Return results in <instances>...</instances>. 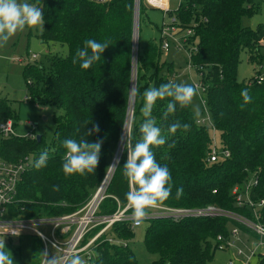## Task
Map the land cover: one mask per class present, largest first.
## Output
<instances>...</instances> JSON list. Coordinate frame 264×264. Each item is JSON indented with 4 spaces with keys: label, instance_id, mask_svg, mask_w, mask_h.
I'll return each mask as SVG.
<instances>
[{
    "label": "trees",
    "instance_id": "1",
    "mask_svg": "<svg viewBox=\"0 0 264 264\" xmlns=\"http://www.w3.org/2000/svg\"><path fill=\"white\" fill-rule=\"evenodd\" d=\"M29 2L41 7L44 15V31L39 39L44 45L65 47L67 52L62 57L47 49L48 72H44L42 64L36 63L27 64L22 70L29 101L62 111L52 118L55 130L51 142L46 144L42 136L40 142L25 137L0 140L3 159L16 163L25 156L33 157L31 168L17 187L16 205L10 208L11 216L23 219L71 214L84 206L100 188L127 121L134 61V0H113L105 6L86 0ZM257 12L256 0H190L178 12L184 24L191 19H206L195 32L198 51L192 62L195 68L212 66L209 75L212 87L207 94V105L212 125L219 134L220 146L230 153V157L207 164L211 144L208 129L196 125L191 107L182 109L177 105L176 111L165 119L164 112L170 98L158 100L152 116L166 137V143L153 147L152 151L159 164L167 165L173 182L171 196L162 206H215L250 218L244 208L235 207L231 196L232 188L241 184L248 174L257 179L250 192L251 199L264 202V80L260 84L237 81L243 53L247 55L248 63L256 67L254 74L260 75L263 61L260 42L264 26L260 24L255 29L242 26L244 18H252ZM89 38L98 42L107 40L110 45L99 61L83 70L79 63L73 64L72 61L77 49L82 48ZM161 55L156 40L138 48L135 55V88L139 92L134 99L130 127L132 146L141 138L143 91L170 82L174 72L171 63L166 65L165 72L161 71ZM243 89L249 90L251 102L241 109L244 101L240 93ZM8 120L14 128L18 115L11 110L9 101L2 98L0 123ZM176 121L190 124V130L178 129L175 134H170L168 128ZM96 124L99 132L87 137L90 142L103 140L96 173L65 177L62 170L66 151L63 141L69 138L79 140L86 129H92ZM44 151L49 153L47 166L37 170L35 161ZM126 160L124 146L119 164L104 188L99 216H110L127 204L125 194L129 187L123 176ZM54 186H58L59 191H55ZM178 188L183 189L179 199L176 198ZM143 223H147L144 248L159 258L154 264H207L216 252V238L228 236L230 225L229 220L219 216L184 219L178 223L160 218ZM261 223L264 225V206ZM130 226V222L114 224L107 236L116 242L98 241L91 264H137L126 244L134 236ZM99 229H94L87 238ZM36 239L32 264H41L43 247ZM256 264H264V256Z\"/></svg>",
    "mask_w": 264,
    "mask_h": 264
},
{
    "label": "built area",
    "instance_id": "2",
    "mask_svg": "<svg viewBox=\"0 0 264 264\" xmlns=\"http://www.w3.org/2000/svg\"><path fill=\"white\" fill-rule=\"evenodd\" d=\"M89 3L98 6H105L110 4L113 0H86ZM190 0H177L174 10L171 9V0H134V7L137 6L138 22L136 24V37L134 38V29L132 36L133 49L138 46V32H139V15L140 8H146L150 10H157L161 12V21L158 25V43L159 50L163 56H169L170 51L177 55H182L186 59V70H190L196 73V79H191L187 84H192L198 87L199 95L197 96L198 103L202 112L208 113L209 108L207 105V94L211 86V78L209 77L212 71L211 65L194 67L192 58L198 51V38L196 37V29L201 22H206V19L202 21H195L191 19L188 23L184 24L178 17V12L181 7L186 5ZM134 28V21H133ZM261 46L264 48V35L261 40ZM31 60L37 61L38 56L31 54ZM173 64V61L171 62ZM166 73H164L165 75ZM176 77L173 72L169 78L170 82L177 83L174 80ZM263 79L260 75H256L252 83L260 84ZM30 83V82H29ZM27 101V98L25 97ZM203 100V103L201 102ZM29 101V98H28ZM211 120V116H210ZM207 117L203 119H195L196 125L200 127H206ZM213 131L215 130L212 121H210ZM15 137L12 122L10 120L0 123V139H8ZM25 138L31 140L35 139V136L29 133ZM230 157V153L220 146V143L216 145L211 140L210 151L208 152L206 162L207 164H213L221 162ZM32 166L29 156H25L18 162L13 163L3 159L0 156V238H19L25 233L31 234L38 238L42 243V253L47 251L49 258L50 252H54L56 255H62L64 250L69 246L74 249L80 250L81 255L91 264L94 259V249L98 241H107L109 243L116 242L107 234L112 226L116 223L130 222L131 229L141 227L133 223L132 214L130 211H125L126 206L123 209L118 210L110 216H99L98 208L102 200L104 199V188L95 192L94 196L81 208L75 212L59 216V217H38L32 219H23L21 217H14L10 215V208L16 205L17 202V187L22 180L23 175ZM249 180L248 186L242 191V183ZM241 184L235 185L231 190V196L234 200L236 208H244L249 212L250 218L240 216L238 214L222 210L215 206H208L205 208H171L160 205L157 208L151 209L148 216L144 221L150 219H169L174 223H178L184 219H198V218H213L224 217L229 220L230 225L228 228V236H218L216 238V250L219 251H231L235 252L236 257L243 258L242 264H252V260H257L264 256V225L261 223V212L264 206L263 201H253L250 197L251 189L257 184V179L252 174H248L246 179ZM233 220L238 225L242 226L246 230H249L250 234H246L245 238L241 235L240 228L233 225ZM100 227V229L93 234L90 238H87L90 232ZM11 230H19V236H13ZM47 232V233H46ZM39 233V235H38ZM106 236V238H104ZM104 238V239H103ZM124 244V243H123ZM49 247L51 251H49ZM89 253L92 255L89 257ZM45 264V258L42 255V263ZM226 264H233L229 261Z\"/></svg>",
    "mask_w": 264,
    "mask_h": 264
},
{
    "label": "clouds",
    "instance_id": "3",
    "mask_svg": "<svg viewBox=\"0 0 264 264\" xmlns=\"http://www.w3.org/2000/svg\"><path fill=\"white\" fill-rule=\"evenodd\" d=\"M44 15L42 8L29 0H0V48L7 45L10 39L19 32L27 30L44 31ZM110 42L105 40L98 42L95 39H86L82 48H78L73 57V64L79 63L83 70H88L102 57V53L109 47ZM139 89L132 88L131 96L135 97ZM199 95L197 86L187 83H163L159 87L150 86L143 91V106L141 113L143 121L139 131L141 138L134 146L130 143L131 124L123 125L121 142L127 149V160L123 165V176L127 180L129 190L126 192L125 211H131L133 223L137 226L143 223L151 209L159 207L166 202L172 192V176L167 165L157 162L152 151L153 147L165 145L166 137L162 134L160 127L156 126V120L152 116L153 109L158 100L170 98L166 105L164 118L176 111L177 105L180 108L192 107L196 116L200 115V105H194V99ZM244 103L240 105L243 109L251 102V95L248 89L240 93ZM203 103V100L201 101ZM222 115V114H221ZM191 125L181 124L180 121L172 123L168 132L175 134L178 129L187 132ZM99 125L92 129H86L84 136L79 140L69 138L63 141L66 149L62 170L65 177L75 174L87 176L95 174L99 164L103 140L90 142L87 137L99 132ZM171 147V145H169ZM49 153L42 152L35 161L34 167L39 170L47 166ZM119 160L106 169V174L117 168ZM59 191L58 186H54ZM183 194V189L176 190V198ZM13 236H19V230H11ZM39 235V233H38ZM45 258V264H88V261L81 255V251L69 246L62 255H53L49 258L48 252L41 253ZM89 257L92 255L88 254ZM98 255V254H97ZM0 264H14V259L9 250L6 249L4 239L0 241Z\"/></svg>",
    "mask_w": 264,
    "mask_h": 264
},
{
    "label": "rangeland",
    "instance_id": "4",
    "mask_svg": "<svg viewBox=\"0 0 264 264\" xmlns=\"http://www.w3.org/2000/svg\"><path fill=\"white\" fill-rule=\"evenodd\" d=\"M176 3L177 0H171L170 7L172 10L175 9ZM256 6L258 7L257 14L252 18H244L242 20L243 27L255 29L260 24L264 26V0H256ZM161 17L160 11L150 10L143 7L140 8L138 32L139 47L137 46V49L146 46L148 43L153 42L158 38V25L161 21ZM155 26H157V28ZM40 34V31L26 29L24 32H19L14 35L5 47L0 48V99H7L11 110L18 115V120L14 122L13 128L15 137L23 138L31 133L34 136H42L45 143L49 144L53 138L55 130L52 118L54 115H59L62 111L57 110L54 107L40 106L28 101L29 96L27 94L26 82L22 78V70L25 65L36 63L42 64L44 72H48L49 65L45 60V56L49 52H47V49H49L51 53L53 52L55 55L62 57L66 55L67 51L65 47H60L59 45H54L53 47L50 44L41 45V40L39 39ZM30 53L36 54L38 56V60L33 62L31 60ZM260 55L263 56L260 77L264 80V48L262 47ZM134 60L136 61L135 56ZM172 61L173 70L176 75L174 80L177 83H188V76H190L192 80L196 79V73L194 71L190 70L188 72L186 70L185 57L177 55L172 51H170L169 56L161 55L160 66L163 67L161 68V71L163 70V72H165V70H167L166 65L168 63L170 64ZM256 70V67L248 63L247 55L243 53L241 56V63L238 68L237 81L243 84H251L256 76L254 74ZM25 97L27 98V101L25 100ZM193 104L199 105L197 97L194 99ZM191 112L195 119H203L207 117L205 124L208 128L210 139L218 145L219 134H217L215 130L213 131L211 127L210 115L202 112L201 107L199 116L195 115L192 107ZM120 148L121 151H123L122 149L124 148V144L119 140L113 154L111 164L113 163ZM29 159L30 162L33 163V157L29 156ZM248 183L249 180L242 183V191L246 189ZM231 222L240 228L243 238H245L244 233L250 234L249 230H246L233 220H231ZM146 227L147 223H142L141 227L133 229L134 236L126 242L130 250L133 252L137 264H154V262H157L159 259L157 255L147 253L144 248L143 236ZM3 239L6 249L9 250L13 256L14 264L33 263V244H35L37 240L35 236L25 233L19 238L8 239L1 237L0 241ZM49 251H51L50 247ZM51 255L53 254L51 253ZM229 261H232L233 264H242L243 258L236 257L233 250H216L213 258L207 262V264H226ZM255 261L256 260L253 259L252 264H254Z\"/></svg>",
    "mask_w": 264,
    "mask_h": 264
},
{
    "label": "water",
    "instance_id": "5",
    "mask_svg": "<svg viewBox=\"0 0 264 264\" xmlns=\"http://www.w3.org/2000/svg\"><path fill=\"white\" fill-rule=\"evenodd\" d=\"M137 22H138V15H137V6H135L134 7V38L136 37V24H137ZM137 53V48L135 49L134 48V56H135V54ZM135 77H136V62H135V60L133 61V75H132V83H131V87H130V91H129V104H130V101H131V99L133 100V104H134V99H135V97H132L131 99H130V96H131V89L132 88H135ZM129 109V108H128ZM132 113H133V111H132ZM128 115V114H127ZM131 121H132V119H131ZM35 139H36V141L37 142H40V140H41V136H39V135H37V136H35ZM120 141H121V139H120ZM121 157V156H120ZM120 159V158H119ZM115 170V169H114ZM113 170V171H114ZM113 173V172H112ZM109 174L110 173H108L107 175H106V177H105V179H104V181H103V183L101 184V186H100V188H99V190L101 191L103 188H105V186H106V183L109 181V179H108V176H109ZM112 175V174H111ZM107 179H108V181H107Z\"/></svg>",
    "mask_w": 264,
    "mask_h": 264
},
{
    "label": "bare ground",
    "instance_id": "6",
    "mask_svg": "<svg viewBox=\"0 0 264 264\" xmlns=\"http://www.w3.org/2000/svg\"><path fill=\"white\" fill-rule=\"evenodd\" d=\"M132 111H133V100L131 99V101H130V104H129V109H128V119H127V123L126 124H131V119H132ZM123 150V149H122ZM120 151H121V148L118 150V154L115 156V159H114V161H113V163L118 159L119 160V158H120V156H121V154H122V151H121V153H120ZM112 163V164H113ZM113 172V171H112ZM112 172L109 174V176H108V179H109V177L111 176V174H112ZM108 179H107V181H108Z\"/></svg>",
    "mask_w": 264,
    "mask_h": 264
},
{
    "label": "crops",
    "instance_id": "7",
    "mask_svg": "<svg viewBox=\"0 0 264 264\" xmlns=\"http://www.w3.org/2000/svg\"><path fill=\"white\" fill-rule=\"evenodd\" d=\"M40 44H41V45H44L42 41L40 42ZM28 53H29V52H28ZM33 54H34V53H33ZM1 99H2V98H1ZM3 99H4V98H3ZM217 134H218V133H217ZM51 253H52L53 255H55V253L51 251V252H50V256H51V257L53 256V255H51ZM41 261H42V257H41Z\"/></svg>",
    "mask_w": 264,
    "mask_h": 264
}]
</instances>
